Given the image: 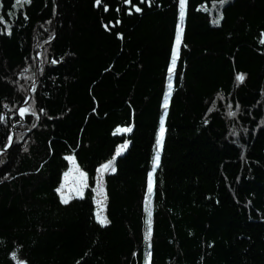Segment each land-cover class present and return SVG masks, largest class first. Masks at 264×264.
<instances>
[{
	"label": "trees",
	"instance_id": "trees-1",
	"mask_svg": "<svg viewBox=\"0 0 264 264\" xmlns=\"http://www.w3.org/2000/svg\"><path fill=\"white\" fill-rule=\"evenodd\" d=\"M14 3L0 0V264H144L179 0ZM181 27L151 264H264V0H186ZM124 143L102 226L97 171ZM67 156L88 188L64 204Z\"/></svg>",
	"mask_w": 264,
	"mask_h": 264
},
{
	"label": "snow or ice",
	"instance_id": "snow-or-ice-1",
	"mask_svg": "<svg viewBox=\"0 0 264 264\" xmlns=\"http://www.w3.org/2000/svg\"><path fill=\"white\" fill-rule=\"evenodd\" d=\"M25 2V0H15V3L13 7L15 8L17 5L22 4ZM27 3H31V0H26ZM97 5H100L101 0H95ZM126 4L130 3L131 0H124ZM145 0H140V3H144ZM228 2V0H219L220 5H224ZM151 6V5H149ZM0 7H2V4H0ZM199 10V9H197ZM104 11H108V8L105 7ZM119 11V9H117ZM135 12L136 13H141L142 8L141 7H135ZM129 15L132 13L129 12ZM9 16L12 15L11 12L8 13ZM186 16V0H179V20L180 24L177 25V34H176V47L173 49L172 53V59H171V68H169V73H170V79L168 82V88H169V93L168 96L171 95V90H172V80H171V74L174 72L176 65H177V59H178V49L181 43V32L183 31L181 25L183 24ZM223 17L221 16L220 19ZM24 19L27 20L28 16L25 14ZM0 23L6 24L7 22L4 20L3 16L0 15ZM215 23L218 25L219 20L215 21ZM8 34L11 35V31H8ZM122 38V37H121ZM261 43L264 44V40H261ZM53 63H56L53 61ZM245 77L243 74L237 75L236 80L243 83ZM168 96L165 97L163 101V109H164V116L161 117L160 123H159V130L156 134L155 138V148H154V156L152 160V171L148 173V189H147V198L145 201V211L147 213V219L145 220V224L147 226V230L144 234V239L146 241V251H145V264H151V257H152V235H153V229H152V211L148 208V201L151 199V197L154 194V188H153V177L154 173L157 168L160 167V162H161V153L164 148V142H165V135H166V127H165V117L167 116V110L169 108V99ZM231 107V106H229ZM238 107V106H237ZM212 109H209L211 111ZM27 112V109H20L19 115L23 117L25 113ZM228 115L235 116V112L229 111ZM50 119L52 117H49ZM118 131H123V132H130L131 128H125V129H118ZM10 139V138H9ZM123 148L127 147V144L122 146ZM120 155V150H117V156ZM72 165L73 167L69 169V171L64 173V183L60 185L59 188L56 189V192L59 194L61 202L64 204L69 203L70 197L73 195L79 196L80 198H83V193L86 188H88V175L86 172L81 171L80 168L76 165L75 160L73 159L72 156H67L65 157ZM111 169L115 171V167L113 164V161H109L105 163L100 169H98L99 172L103 173L105 170ZM99 184V181H98ZM97 191H100L98 188ZM99 203V202H98ZM96 219L99 224L102 226H106L109 221L107 218L101 219L100 213H96ZM13 259H16V256H13Z\"/></svg>",
	"mask_w": 264,
	"mask_h": 264
},
{
	"label": "rangeland",
	"instance_id": "rangeland-1",
	"mask_svg": "<svg viewBox=\"0 0 264 264\" xmlns=\"http://www.w3.org/2000/svg\"><path fill=\"white\" fill-rule=\"evenodd\" d=\"M176 47V43H175V45H174V48ZM171 68V67H170ZM170 74V73H169ZM169 82V81H168ZM167 86H168V83H167ZM116 133L117 134H127V133H129V132H123V131H116ZM127 147H128V144H127ZM127 147L126 148H123L122 146H120L119 147V150H120V155H122L125 151H126V149H127ZM119 156V155H118ZM117 156V153H116V155L114 156V158H113V160H111V161H113V164H114V166H115V159H116V157H118ZM68 161V160H67ZM68 163H69V161H68ZM101 168V167H100ZM99 168V169H100ZM68 171H69V169H68ZM99 172V171H98ZM114 171L113 170H111V169H107V170H105L103 173H101V172H99L100 173V175H98V173H97V176H96V185H95V189H94V191H93V193H94V204H95V209H96V212H95V215H96V213L97 212H99L100 213V216H101V219H104L105 218V208H106V198H105V187H104V185H101V184H98V181L100 180V177H102V181L104 180V178L107 176V175H109V174H112ZM64 183V175H63V178H62V182H61V184H63ZM59 188V187H58ZM100 189V191H97V189ZM86 190V189H85ZM84 193H85V191H84ZM84 193H83V195H84ZM58 194V193H57ZM58 196H59V194H58ZM59 198H60V196H59ZM78 198H80L79 196H75V195H73L72 197H70V199H69V202L70 201H72V200H74V199H78ZM60 201H61V199H60ZM150 201V200H149ZM99 202V203H98ZM148 206V208H149V206L150 205H147ZM146 219H147V217H146ZM145 219V220H146ZM97 220V219H96ZM146 230H147V226H146V224H145V230H144V234H145V232H146ZM144 264H145V260H144Z\"/></svg>",
	"mask_w": 264,
	"mask_h": 264
},
{
	"label": "bare ground",
	"instance_id": "bare-ground-1",
	"mask_svg": "<svg viewBox=\"0 0 264 264\" xmlns=\"http://www.w3.org/2000/svg\"><path fill=\"white\" fill-rule=\"evenodd\" d=\"M31 93H32V86H30L29 87V89H28V97H30L31 96ZM20 112V111H19ZM19 112H18V116H19V118L21 117L20 115H19ZM118 130V129H117ZM131 132V131H130ZM130 132L129 133H127L126 134V136H128L129 134H130ZM117 134V133H116ZM119 135V134H118ZM125 144H127V143H124L123 145H125ZM122 145V146H123ZM119 156H121V155H119ZM118 156V157H119ZM118 157H116V159H115V162H116V160H117V158ZM73 167V165L69 162V169H71ZM97 173H98V175H100V173L97 171ZM99 184H101V185H104V180L102 181V177H100V180H99ZM61 185V184H60ZM60 187V186H59Z\"/></svg>",
	"mask_w": 264,
	"mask_h": 264
},
{
	"label": "water",
	"instance_id": "water-1",
	"mask_svg": "<svg viewBox=\"0 0 264 264\" xmlns=\"http://www.w3.org/2000/svg\"><path fill=\"white\" fill-rule=\"evenodd\" d=\"M25 105H26V103H24L23 105H21V107H20V108L18 109V111H17V118H18L20 121L23 120V117H20V118H19V116H18V112L20 111V109L24 108ZM17 125H19V123H17ZM12 140H13V137L11 138V141H10V143L8 144L7 147H10V145H11V143H12Z\"/></svg>",
	"mask_w": 264,
	"mask_h": 264
}]
</instances>
